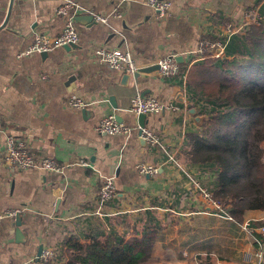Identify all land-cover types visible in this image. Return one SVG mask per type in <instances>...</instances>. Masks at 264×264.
<instances>
[{"label":"crops","instance_id":"0c3cea01","mask_svg":"<svg viewBox=\"0 0 264 264\" xmlns=\"http://www.w3.org/2000/svg\"><path fill=\"white\" fill-rule=\"evenodd\" d=\"M63 1L14 0L10 7V0H0V26L7 19L0 30L1 122L34 154L67 165L61 174L36 169L10 173L0 159V212L20 211L19 225L0 221V264H40L39 247L61 248L74 232L82 238L92 217L77 215L95 204L101 177L115 182L116 196L105 209L113 215L106 219L133 223L148 214L163 226L143 264H264V236L257 231L264 224V210H246L241 222L208 210L187 192L189 175L167 162V155H179L185 132L195 126L181 79L160 78L154 71L123 84L126 73L92 57L98 46L119 47L130 52L138 68L158 64L168 54L183 56L186 64L204 29L217 23L224 31L234 28L255 9L264 20V0H170V16L161 21L145 0H126L123 6L120 0H78L73 48L18 58L36 35L55 38L61 33L63 19L56 10ZM117 7L121 18L110 16ZM95 15L110 17L106 23L90 22ZM72 94L88 106H65ZM143 95L173 106L146 115L145 126L157 132L161 148L151 151L141 144L136 130L129 137L95 131L108 115L138 126V116L128 108L132 98ZM2 142L0 136V156ZM80 160L89 166H81ZM141 163L156 167L157 174L140 173ZM191 171L194 177V167ZM189 204L193 210L184 208Z\"/></svg>","mask_w":264,"mask_h":264},{"label":"trees","instance_id":"16d2710c","mask_svg":"<svg viewBox=\"0 0 264 264\" xmlns=\"http://www.w3.org/2000/svg\"><path fill=\"white\" fill-rule=\"evenodd\" d=\"M223 54H207L186 70L185 90L203 121L185 132L175 160L210 172L212 198L241 222L246 210H264V20L231 36ZM143 219L70 235L59 258L64 264H143L163 228Z\"/></svg>","mask_w":264,"mask_h":264},{"label":"built area","instance_id":"2783aa9c","mask_svg":"<svg viewBox=\"0 0 264 264\" xmlns=\"http://www.w3.org/2000/svg\"><path fill=\"white\" fill-rule=\"evenodd\" d=\"M126 0H120L119 5L123 6ZM145 4L154 11V19L161 21L170 16V0H146ZM78 10V0H64L57 8L56 14L63 19V28L61 33L55 38H48L43 35H36L34 42L25 50L19 51L18 58L30 55L33 52L48 53L55 48H61L68 45H75L78 42V35L75 30V16ZM122 12L119 7L111 16L121 18ZM95 23H106L109 16L95 15L92 16ZM262 17L258 11L252 10L245 17L244 23L239 24L234 28L222 30L217 24H212L203 30V35L198 42L197 48L189 55V61L183 66L178 62L176 54H168L158 61L157 74L160 78H180L182 81L183 91L185 90V70H187L195 61H200L205 58L207 54L212 52L218 58L223 55L224 49L228 39L235 34H243L250 25L259 24ZM92 57L95 60L106 63L110 69L124 72L133 75L137 72L138 66L131 57L130 52L122 50L121 48H107L105 46H98L93 49ZM184 69V71L182 70ZM65 106L68 108L82 110L88 106V103L79 96L72 94L65 101ZM171 104H164L153 97L142 98L136 96L131 99L128 111L133 115H149L156 114L163 110H171ZM95 131L100 135H121L129 137L130 134L136 130L139 138H142L151 151L161 148L159 135L147 126L140 128L139 126L131 127L116 120L114 115H108L101 119L95 126ZM0 136L3 137L2 150L0 159L5 163L10 173L23 172L28 170H42L61 174L67 167L65 164L58 163L52 158L43 155H36L28 144L21 139L8 134L0 119ZM175 162V156L170 157L168 162ZM83 167L89 164L83 160L78 162ZM138 170L142 174L153 176L157 174V168L153 166H139ZM100 187L97 192L95 204L98 207L109 204L116 196L115 182L113 177H101ZM199 178V177H197ZM196 178V180H197ZM195 180V181H196ZM200 180V179H199ZM208 183L196 184L198 187L200 199L205 202L215 213L223 216L225 213L223 206L215 201L208 189ZM196 183V182H195ZM208 184V185H207ZM20 211L14 208L5 209L0 212V221L7 218L12 222H16L20 216ZM101 213L84 212L77 216H99ZM75 216V217H77ZM74 217V218H75ZM257 231L264 236V224L257 228ZM60 248L45 247L41 249L38 257L40 264H55L59 259Z\"/></svg>","mask_w":264,"mask_h":264},{"label":"rangeland","instance_id":"374dc122","mask_svg":"<svg viewBox=\"0 0 264 264\" xmlns=\"http://www.w3.org/2000/svg\"><path fill=\"white\" fill-rule=\"evenodd\" d=\"M146 1V0H145ZM117 9H118V7H117ZM117 9H115L114 10V12L115 11H117ZM114 12H112V14L114 13ZM112 14H110V16L112 15ZM109 16V17H110ZM123 16V15H122ZM111 17H113V16H111ZM114 18H117V17H114ZM109 19V18H108ZM242 23H244V22H242ZM200 40V39H199ZM198 46V45H197ZM197 48V47H196ZM194 51V50H193ZM93 53V52H92ZM211 57H213V58H215V54L212 52L211 53V55H210ZM98 61V60H97ZM158 71V70H157ZM185 74H186V70H185ZM186 89V88H185ZM182 96H183V94H181ZM190 94L189 93H187V96H189ZM81 98V97H80ZM154 98V97H153ZM155 99H157V98H155ZM189 101L187 102V103H191L192 102V99H191V97L189 96ZM158 100V99H157ZM159 101V100H158ZM161 102V101H160ZM200 103H203L202 101H200ZM165 104H167V103H165ZM169 104V103H168ZM171 110H173V109H171ZM171 110H169V111H171ZM151 129V128H150ZM154 131V130H153ZM155 132V131H154ZM157 133V132H156ZM172 154V155H171ZM171 154H169V155H167L168 156V160H169V158L170 157H174L175 156V152H173V153H171ZM3 161V160H2ZM168 162V161H167ZM171 164V166L173 167V168H176L177 170H181V171H183V173L185 172V174L188 176L189 175V178H190V189H188V191L187 192H189V193H191V194H193L194 195V198L196 197V203H198L199 204V202L197 201V198H198V200L201 202V199H200V197H199V191H197V189H198V187L196 186V184L198 183L199 185L200 184H202L203 182H208V181H210L211 179L209 178L210 177V175L209 174H211L210 172H199L196 168H194L195 170H196V173H195V176L192 178L191 177V173H193L191 170H192V167H190V165H188V164H186V163H184V162H181V160L179 161V162H177V161H175V162H171L170 163ZM141 165H143V166H150V165H147V164H145V163H141V164H139L138 166H137V168L139 167V166H141ZM191 172V173H190ZM197 176H199L201 179L199 180V178H197ZM196 178H197V180H196ZM196 180V181H195ZM196 182V183H195ZM185 192V191H184ZM184 192H180V193H182L181 194V196L182 197H184L185 196V194H186V192L184 193ZM178 193V192H177ZM174 205H177V206H179V205H181V203L180 204H175V203H173ZM108 205V204H107ZM107 205H103V206H101V207H98L97 206V204H93L92 206H91V210H90V212H92V213H95V212H98V213H101L99 216H96V215H92V216H89V217H92V222H91V224H90V227H92V229H98V231H101L102 229L104 230L105 228L104 227H108V226H106V225H108V223H110L111 224V222L109 221V219H106L107 217H111L112 215H113V212H111V211H107V210H105V209H107ZM167 206V205H166ZM197 207V206H196ZM198 207H199V205H198ZM184 208H186V209H194L192 206H190V204L189 205H187V207H185L184 206ZM140 215H144V213H139V216ZM88 217V216H87ZM145 217H148V214H145L144 216H141V217H138V219L136 220V221H138V220H141L142 218H144L142 221H140V223L141 222H143V221H145ZM107 220V221H106ZM80 222H82L81 220H80ZM144 223V222H143ZM81 225V223H79L78 222V224L76 223L75 224V226L76 227H78V226H80ZM261 226V225H260ZM117 227L118 228H120V229H123V228H125L123 225H122V223H117ZM108 229V228H107ZM106 230V229H105ZM74 233H76L77 234V232H74ZM76 234L74 235V236H76ZM76 237H78V236H76ZM80 238V237H79ZM80 240H83V239H80ZM60 259V258H59ZM58 259V260H59ZM62 262H63V260H62ZM58 263V261H56V263L55 264H57Z\"/></svg>","mask_w":264,"mask_h":264},{"label":"water","instance_id":"95a60500","mask_svg":"<svg viewBox=\"0 0 264 264\" xmlns=\"http://www.w3.org/2000/svg\"><path fill=\"white\" fill-rule=\"evenodd\" d=\"M13 1L14 0H10V7H11ZM89 18H90V22H92L93 21V17L90 16ZM6 21H7V19L4 20V22L0 26V30L5 27ZM74 46L75 45H68V46H64L63 48H65L66 50H69V49L73 48ZM43 54H47V53H43ZM222 58H225L224 54L222 55ZM177 60H178V62L180 64H182L183 63V56H179L178 55L177 56ZM158 67H159L158 64H155V65H152V66H148L146 68H138L137 72L135 74H133V75L124 74L122 76V82H123V84H127V81L129 79H131L132 77L137 79L141 73H151V72L157 71L158 70ZM141 97L142 98H146L144 95L141 96ZM179 100L183 101V99L181 98V95H179ZM110 102H111L112 106L114 108H116V104L114 103V100H113L112 97L110 98ZM187 109H188L189 113L193 116V119H194L195 124L198 125V126H200L202 124L203 117L200 116V115H197V111H196L195 108H193L191 106V103H188L187 104ZM115 118H116V120L118 122L122 123V119L120 118V116L116 115ZM137 118H138V126L140 128H142L143 126H145V124H146V115L141 114V115H138ZM140 142H141V144H145V141L142 138L140 139ZM19 224H20V222H19V217H18L17 220H16V225H19ZM16 234L20 238L22 237L21 233L18 230H16ZM41 249L42 248L39 247L38 252H37V255H40Z\"/></svg>","mask_w":264,"mask_h":264}]
</instances>
